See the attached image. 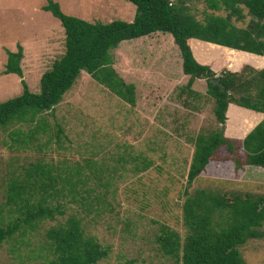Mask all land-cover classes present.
<instances>
[{
  "label": "rangeland",
  "instance_id": "rangeland-1",
  "mask_svg": "<svg viewBox=\"0 0 264 264\" xmlns=\"http://www.w3.org/2000/svg\"><path fill=\"white\" fill-rule=\"evenodd\" d=\"M59 1L63 13L88 21L118 19L122 11L126 12L124 3L135 10L127 0ZM45 2L0 0V101L21 91L20 77L3 73L5 50L14 51L16 43L21 45V78L32 92L38 91L41 73L64 50L59 20L49 11L38 9ZM20 3L21 10L15 9L14 5ZM191 4V12L199 20L204 11L226 14L222 8L206 7L203 0H193ZM240 6L242 18L230 19L234 25L245 27L253 16L244 5ZM146 36L123 40L110 51V66L115 74L124 83L133 84V104L123 101L81 70L57 104L35 115L39 117L35 133L34 121L0 126V222L3 226L20 216L13 205L7 204L10 182L21 181L25 170L34 169L36 162L60 169L80 166L85 174L88 172L86 160L91 159L95 163L92 168L106 184L95 186L90 179L86 186L94 187L91 194L102 189L107 192L99 211L93 208V202L90 206H80L79 202L63 197L43 198L34 192V176H37L33 173L29 180L34 188H28V205L54 208L52 217L34 219L31 227L15 230L0 244V264H51L54 252L46 232L51 227L64 225L69 215L80 219L84 235H91L109 247L108 256L95 264L124 261L175 264L159 249L156 236L165 229L176 231L181 238L185 236L181 220L185 186L188 194L196 188H205L227 196L246 192L254 197L264 195V168L244 163V153L236 142L231 152L224 145L216 147L205 166L186 185L196 134L219 129L233 140L237 117L231 125H225L226 120L222 125L218 123L205 80L195 78L187 85V75H182L181 58L171 36L167 33ZM190 43L194 47L211 48L210 42L199 39ZM214 47L212 54L198 61L207 63L216 73L224 67L238 70L243 65L239 60H244L243 56L248 60L253 55L243 52V55L229 56L228 52L223 53L228 47ZM226 119L227 124L233 121L230 111ZM245 125L241 131L245 128L246 133L252 125L249 121ZM43 126H47L45 131H41ZM31 133L32 138H26ZM46 134L51 139L60 135L59 141L46 143ZM234 159L240 162L239 166ZM258 230L261 237L250 238L237 247L245 264H264V222Z\"/></svg>",
  "mask_w": 264,
  "mask_h": 264
},
{
  "label": "trees",
  "instance_id": "trees-1",
  "mask_svg": "<svg viewBox=\"0 0 264 264\" xmlns=\"http://www.w3.org/2000/svg\"><path fill=\"white\" fill-rule=\"evenodd\" d=\"M128 1L135 7L131 21L112 19L101 22L65 14L57 2L46 0L42 9L60 21L64 33V50L41 73L36 92L30 91L21 78V45L16 43L14 51L5 50L3 73L19 76L21 91L0 101V126L34 121V127H37L39 117L35 115L57 104L81 70L123 101L133 104V84L124 83L115 74L110 66V51L122 40L152 33H167L171 36L179 51L180 69L187 75L188 86L195 78L205 80L206 93L213 99V113L218 123L222 125L226 120V109L230 103L264 113V65L254 68L243 63L238 70L224 67L216 73L207 63L198 61L212 54L211 49L216 48L215 45L228 47L223 53L228 52L229 56L238 53L243 55V52L264 56V0H203L206 7L213 10L222 8L226 14L222 16L204 11L201 20L191 12L193 0ZM240 5H244L248 14L253 16L245 27L234 25L230 19L233 16L236 20L242 18ZM191 38L210 42L211 48L189 45L188 40ZM46 129L47 126H43L41 131ZM57 132H60L59 128ZM32 136L31 133L26 138ZM58 138L60 135L55 139L47 135L45 142L59 141ZM234 142L242 148L244 163L264 168L263 116L242 138L230 140L219 129L197 133L186 173V185H190L216 147L224 145L231 152ZM233 161L236 166L240 165L237 159ZM94 164L91 159L86 160L88 172L84 174L80 166L60 169L36 162L34 169L25 170L21 181H11L7 204L13 205L20 216L6 226L0 222V244L15 230L31 227L34 219L52 217L54 208L28 205V188H34L29 180L33 173L37 176H34V192L42 194L43 198L63 197L70 202H79L80 206H90V202H93V208L99 211L100 203L105 201L106 189L91 194L94 187L86 186L90 179L95 186L106 184L92 168ZM36 180L38 182L35 184ZM183 191L186 194L181 205V220L186 230L185 236L181 238L170 229L157 234L156 241L162 253L171 257L175 264H245L237 247L250 238L261 237L258 227L264 222V195L254 197L246 192L227 196L205 188H196L188 194L186 186ZM40 200H43L42 197ZM62 211L58 210L59 213ZM79 221L75 215H69L64 225L47 230L49 244L54 252L51 264H95L108 256L109 247L91 235H84ZM130 263L124 261L117 264Z\"/></svg>",
  "mask_w": 264,
  "mask_h": 264
},
{
  "label": "crops",
  "instance_id": "crops-1",
  "mask_svg": "<svg viewBox=\"0 0 264 264\" xmlns=\"http://www.w3.org/2000/svg\"><path fill=\"white\" fill-rule=\"evenodd\" d=\"M54 1H56L57 3L60 2L59 0H54ZM11 3H12V0H11ZM44 4H42L41 6H39L38 9L42 10V6ZM125 5H126V8L124 10H126V12L125 11H122L121 12V15L122 16L120 15V17L118 19H121V20H124V21H131L133 19V15H134L132 6L130 4H128V3H124V7H125ZM14 7H15V9H18V10H21V8H22L21 3L18 4V5L17 4L14 5ZM133 7H134V4H133ZM118 13L120 14V12H118ZM118 13H116V14L119 15ZM123 13H125V14H123ZM50 31H52V30L51 29L48 30V32H50ZM152 34H154V33H152ZM134 39H136V38H134ZM191 41H193V38H191V39L188 40L189 45H190V42ZM250 57L251 58H249L248 60H245V58L243 57L244 60H239V61H240L241 64H243V63L244 64H248V65H251V66H253L255 68H260V67H262L264 65V56H259V55H254L253 54V55H250ZM182 75H185V74L182 73ZM228 111H230L231 114H233L234 119H233V121L230 124H227V119H226L225 125H231V124H233L235 118L237 117V122L234 123L236 125L233 127L234 128V130H233V136H234V138H242L244 136V134H245V130L244 129L245 128L242 129L243 130V132H242L241 131V127L246 126L245 125L246 122H248V121L251 122V125L253 126L255 123H257L264 116V113L256 112L254 110H250V109H247V108H244V107H241V106L232 104V103L228 104V106H227V109H226V117L228 116Z\"/></svg>",
  "mask_w": 264,
  "mask_h": 264
}]
</instances>
